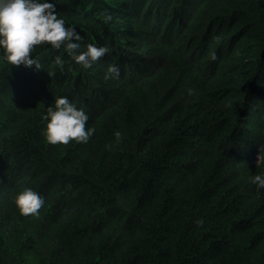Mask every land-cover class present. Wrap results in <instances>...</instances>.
<instances>
[{
  "label": "trees",
  "instance_id": "16d2710c",
  "mask_svg": "<svg viewBox=\"0 0 264 264\" xmlns=\"http://www.w3.org/2000/svg\"><path fill=\"white\" fill-rule=\"evenodd\" d=\"M46 2L79 52H110L84 68L43 44L37 69L0 48V264H264V0ZM58 97L88 143L46 141Z\"/></svg>",
  "mask_w": 264,
  "mask_h": 264
},
{
  "label": "clouds",
  "instance_id": "9594fccd",
  "mask_svg": "<svg viewBox=\"0 0 264 264\" xmlns=\"http://www.w3.org/2000/svg\"><path fill=\"white\" fill-rule=\"evenodd\" d=\"M110 19V17H108ZM82 37L74 27H66L65 20L58 18L55 5L46 0H0V48L4 49V58L8 64L20 67L35 65L41 68L40 63L32 58L36 46L49 44L54 49H61L84 68L92 65L110 52L106 46L97 47L87 45V50L79 52ZM75 41V42H73ZM213 61L218 57L215 52L210 53ZM55 63L61 68L64 61L57 56ZM51 76V74L49 73ZM119 78V69L110 66L105 79ZM193 94V89H188ZM47 121L45 137L51 145H68L72 141L88 143L95 133V128H87L89 116L83 109H78L67 97L55 99L54 107L47 108V114L42 117ZM116 142L122 140L119 131L114 133ZM111 149L112 145H106ZM260 163V157L257 165ZM251 182L257 190L264 189V174H256ZM15 204L22 216H36L44 205V198L32 188L20 192ZM198 227H203L204 220L195 221Z\"/></svg>",
  "mask_w": 264,
  "mask_h": 264
}]
</instances>
